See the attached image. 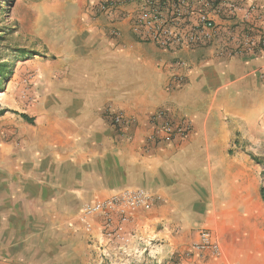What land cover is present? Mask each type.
I'll return each instance as SVG.
<instances>
[{"label":"crops","instance_id":"obj_1","mask_svg":"<svg viewBox=\"0 0 264 264\" xmlns=\"http://www.w3.org/2000/svg\"><path fill=\"white\" fill-rule=\"evenodd\" d=\"M61 1L51 46L55 98L37 109L34 171H0V264H88V236L101 241L109 264H264V203L249 179L235 178L246 172L227 150L230 129L254 127L264 112V51H167L137 38L132 5L110 20L87 10L98 0ZM236 1L255 2L264 17V0ZM157 109L188 121L189 134L146 146ZM111 112L133 120L131 141ZM135 188L154 201L115 236V221L80 210ZM204 229L218 252L193 247Z\"/></svg>","mask_w":264,"mask_h":264},{"label":"rangeland","instance_id":"obj_2","mask_svg":"<svg viewBox=\"0 0 264 264\" xmlns=\"http://www.w3.org/2000/svg\"><path fill=\"white\" fill-rule=\"evenodd\" d=\"M64 6L61 0H0V63L5 64L7 73L0 78V109L5 110L0 114L1 173L21 167L34 171L36 158L30 157L39 154L33 142L41 116L37 109L54 103L51 72L56 57L51 46L57 40V10ZM21 113L32 121H25ZM254 123L252 131L240 125L231 128L233 138L227 150L235 169L246 172L235 178L249 179L260 195L264 185V112ZM112 220L117 222V216L113 215ZM116 232L110 231L113 236ZM102 246L93 236L85 239L88 264H109L105 263ZM133 263L131 260L126 264Z\"/></svg>","mask_w":264,"mask_h":264},{"label":"built area","instance_id":"obj_3","mask_svg":"<svg viewBox=\"0 0 264 264\" xmlns=\"http://www.w3.org/2000/svg\"><path fill=\"white\" fill-rule=\"evenodd\" d=\"M127 5H132L131 11L126 13L130 15L131 28L137 38L163 50L213 45L217 56L264 51V17L255 2L243 5L236 0H98L88 2L87 10L93 18L103 16L114 20L125 13L123 8ZM217 19L226 23H219ZM109 116L112 125L131 140L132 135L125 129L133 120L120 112H111ZM149 122L150 132L145 141L150 146L183 139L191 130L188 121L173 120L165 109L154 111ZM154 197L152 192L142 188L129 189L84 203L81 211L86 216H103L107 223L113 215L117 216L114 230L120 231L130 214L138 208H150ZM193 247L214 252L219 249L205 229L199 231Z\"/></svg>","mask_w":264,"mask_h":264},{"label":"trees","instance_id":"obj_4","mask_svg":"<svg viewBox=\"0 0 264 264\" xmlns=\"http://www.w3.org/2000/svg\"><path fill=\"white\" fill-rule=\"evenodd\" d=\"M5 68H6L5 64L0 63V78L4 77L7 74L5 72ZM4 111H5L4 109H0V114L3 113ZM21 117L27 122L32 121V119L30 117H28L25 113H21ZM260 195H261L262 201L264 203V185L260 188Z\"/></svg>","mask_w":264,"mask_h":264},{"label":"bare ground","instance_id":"obj_5","mask_svg":"<svg viewBox=\"0 0 264 264\" xmlns=\"http://www.w3.org/2000/svg\"><path fill=\"white\" fill-rule=\"evenodd\" d=\"M245 127L252 131L253 127L251 125H245Z\"/></svg>","mask_w":264,"mask_h":264}]
</instances>
